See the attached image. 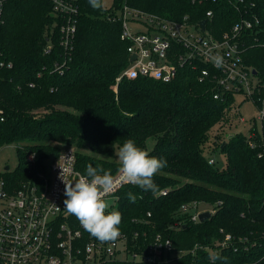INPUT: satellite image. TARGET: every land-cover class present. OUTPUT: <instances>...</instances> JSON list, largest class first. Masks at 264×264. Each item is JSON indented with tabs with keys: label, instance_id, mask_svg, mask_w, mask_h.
<instances>
[{
	"label": "trees",
	"instance_id": "16d2710c",
	"mask_svg": "<svg viewBox=\"0 0 264 264\" xmlns=\"http://www.w3.org/2000/svg\"><path fill=\"white\" fill-rule=\"evenodd\" d=\"M193 1L113 0L106 10L81 0L73 58L59 74L53 69L64 57L61 20L52 6L45 0H9L0 26V63H12L10 69L0 66V148L16 145L21 160L4 177L14 188L38 180L46 163L73 145L78 171L85 174L88 165H99L114 175L120 168L116 153L131 139L167 161L153 178L155 192L127 185L116 195L113 210L122 214L121 235L132 251L141 252L138 244L148 245L161 235L172 241L173 264H264V157L240 133L227 140V130L240 116L235 99L215 100L211 85L187 67L171 83L141 76L117 81L130 62L128 44L120 39L121 22L108 20L110 15L126 4L176 21L188 16L198 27L212 10L208 29L216 37L238 18L227 1ZM247 2L256 3L264 21V0ZM49 43L53 49L45 55ZM245 58L264 75V49L252 48ZM218 128L226 132L215 134ZM208 151L225 153L226 166L210 164ZM29 153L36 155L33 166L26 160ZM164 190L167 195L161 194ZM194 202L212 206L216 213L192 222L182 207ZM226 235L231 243L223 246ZM90 237L85 232L84 242Z\"/></svg>",
	"mask_w": 264,
	"mask_h": 264
},
{
	"label": "built area",
	"instance_id": "2783aa9c",
	"mask_svg": "<svg viewBox=\"0 0 264 264\" xmlns=\"http://www.w3.org/2000/svg\"><path fill=\"white\" fill-rule=\"evenodd\" d=\"M8 1L0 0V26L5 23ZM45 1L61 20L59 45L64 57L62 62L55 64L53 72L63 74L73 58L81 0ZM224 1L235 8L238 18L229 31L218 37L208 29V20L212 21L214 16L212 10L206 14L208 20H203L206 21V28L202 30L203 21L196 27L188 16L176 21L133 10L126 4L118 9L108 20L121 22L120 39L128 44L130 63L117 81L141 76L171 83L180 69L190 68L200 82L211 85L215 100L235 99V110L240 115L241 123L248 122L241 115L243 103L249 102L255 107L257 115L249 122L251 130L247 139L250 149L256 151L259 157H264V75L257 69L258 74L253 75L255 68L245 58L252 48L264 49V21L256 3L247 0ZM193 2L202 3L203 0ZM131 24L143 26L145 30L135 32ZM52 49L53 44L49 43L44 54L49 55ZM132 55H136L134 61L130 60ZM0 66L10 69L12 63L1 62ZM2 113L0 110V115ZM26 160L33 166L36 155L29 153ZM215 162L216 159L211 157L210 164L214 165ZM46 164L47 170L38 173V180L21 183L17 188L5 179L6 171L0 173V264H106L110 261L134 260L174 263L172 241L161 235H157L148 245L138 244L141 252L132 251L129 240L123 235L114 242L101 243L92 236L84 242L86 231L75 216L64 210L65 185L60 178L62 169L67 170L66 179L69 181L74 182L79 175H83L77 170V150L65 148L57 159ZM113 177L114 190L106 197L107 201L112 200L109 211L117 206V193L123 187L133 185L122 180L119 170ZM167 193V190L161 192L162 195ZM202 206L208 205L194 202L183 206L182 210L189 211L191 221L197 223L200 222L199 215L206 212L200 210ZM208 207L212 208L208 212L214 215L216 209ZM231 239L230 235H226L223 246L230 244Z\"/></svg>",
	"mask_w": 264,
	"mask_h": 264
},
{
	"label": "clouds",
	"instance_id": "9594fccd",
	"mask_svg": "<svg viewBox=\"0 0 264 264\" xmlns=\"http://www.w3.org/2000/svg\"><path fill=\"white\" fill-rule=\"evenodd\" d=\"M89 4L94 9L103 6L102 0H89ZM116 156L123 181L145 192L157 190L153 178L167 166L165 159L151 156L131 139L124 142ZM67 174V170H61L60 178L65 185L66 197L63 200L64 210L75 216L81 227L99 242L116 241L121 235L122 214L117 210L109 211L111 205L106 200L114 190L113 175L99 165H88L85 174L79 175L74 182L66 179ZM129 199L135 203L136 197L129 193Z\"/></svg>",
	"mask_w": 264,
	"mask_h": 264
},
{
	"label": "rangeland",
	"instance_id": "374dc122",
	"mask_svg": "<svg viewBox=\"0 0 264 264\" xmlns=\"http://www.w3.org/2000/svg\"><path fill=\"white\" fill-rule=\"evenodd\" d=\"M102 8L103 9H110L112 4H113V0H102ZM131 28L133 31L137 32V31H144L145 27L143 26H136V25H132L131 24ZM242 101V100H241ZM242 112L241 115L243 116L244 120L248 121L246 124L241 123L240 119L236 120L232 127L229 128L227 130V134H237L240 133L242 134L244 137L249 138L250 136V130H251V126H250V121L256 117L257 112L255 110V107L249 103V102H245L243 103V106L241 108ZM218 130V131H217ZM226 132V130L221 131V129H216L215 130V134L217 133H223ZM215 136V135H214ZM153 146V141L152 139H150L149 143H148V147L149 149H151ZM67 147H73L77 150V148L75 147V145L73 146H64L62 149L64 150V148ZM216 159L217 161V168L222 169L223 167L226 166L227 163V156L225 155V153L222 152H217L215 155H212V153H210L209 151L205 153V157H213ZM20 155L18 153L17 147L16 145H7L4 146L2 148H0V173H3L5 170V168L8 166L10 168L11 172H14L17 167L20 164ZM49 177H51V175L49 174ZM112 201V200H111ZM111 201H108L109 203ZM206 210L209 211L212 208L208 207V206H202L200 208V210Z\"/></svg>",
	"mask_w": 264,
	"mask_h": 264
},
{
	"label": "water",
	"instance_id": "95a60500",
	"mask_svg": "<svg viewBox=\"0 0 264 264\" xmlns=\"http://www.w3.org/2000/svg\"><path fill=\"white\" fill-rule=\"evenodd\" d=\"M201 28H202V30H205V28H206V21H203V22L201 23ZM135 59H136V55H132V57H131L130 60H131V61H134ZM252 73H253V75H257V74H258V71H257L256 69H253ZM234 136H235V134H230V135H228V136H227V140L232 139ZM226 144H227V143L224 142L221 148H224V147L226 146ZM5 170H6V171H9L10 168L7 166V167L5 168ZM210 216H211V213L208 212V211L201 213V214L199 215L200 222H204V221L208 220V219L210 218Z\"/></svg>",
	"mask_w": 264,
	"mask_h": 264
}]
</instances>
